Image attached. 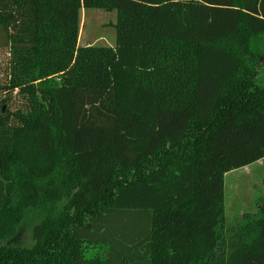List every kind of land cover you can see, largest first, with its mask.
<instances>
[{"label": "trees", "instance_id": "trees-1", "mask_svg": "<svg viewBox=\"0 0 264 264\" xmlns=\"http://www.w3.org/2000/svg\"><path fill=\"white\" fill-rule=\"evenodd\" d=\"M262 35L264 0H0V264H264V197L224 220L264 159Z\"/></svg>", "mask_w": 264, "mask_h": 264}, {"label": "rangeland", "instance_id": "rangeland-1", "mask_svg": "<svg viewBox=\"0 0 264 264\" xmlns=\"http://www.w3.org/2000/svg\"><path fill=\"white\" fill-rule=\"evenodd\" d=\"M117 13L97 9H82L80 12V25L78 33L79 46L114 47L116 45ZM263 43L264 35L259 37ZM264 51V50H263ZM9 59L7 49H0V83L5 79L3 70ZM263 69L257 84L264 87V60H261ZM9 106L16 111L23 106L20 98H15ZM228 129V128H227ZM253 139L243 142L245 147H251ZM225 182V214L226 224L240 219L243 214H254L258 210L259 200L264 197V159L245 168L233 170L224 176ZM19 243L25 246L32 245L30 224L24 227Z\"/></svg>", "mask_w": 264, "mask_h": 264}]
</instances>
